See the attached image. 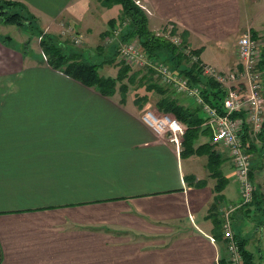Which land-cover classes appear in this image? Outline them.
<instances>
[{"label":"crops","instance_id":"0c3cea01","mask_svg":"<svg viewBox=\"0 0 264 264\" xmlns=\"http://www.w3.org/2000/svg\"><path fill=\"white\" fill-rule=\"evenodd\" d=\"M5 1L24 5L42 32L69 29L93 57L99 45L101 59L115 52L104 40L117 23H74L83 0ZM138 1L152 32L173 26L207 65L205 47L220 43L226 56L212 67L237 69L227 45L254 25L238 0ZM35 32L0 19V264H229L221 227L241 199L227 150L211 135L209 153L181 156L142 122L145 105H122L118 92L103 97L51 69ZM254 181L264 198V164ZM262 197L230 214L253 264H264Z\"/></svg>","mask_w":264,"mask_h":264},{"label":"built area","instance_id":"2783aa9c","mask_svg":"<svg viewBox=\"0 0 264 264\" xmlns=\"http://www.w3.org/2000/svg\"><path fill=\"white\" fill-rule=\"evenodd\" d=\"M134 2L145 11L146 8L138 0H134ZM172 28L173 26H168L166 32H158L157 35L163 36L177 48L189 65H197L203 77L211 79L218 85L224 93L221 101L223 114H219L215 108L203 101L201 92L204 90V86L202 84L191 86L189 78L184 77L178 71L172 72L169 66L163 62L149 57L142 50L137 38L131 41H122L120 39L122 27L113 28L104 41L109 46L115 45L118 62L138 70L150 71L154 80H158L165 86L168 85L177 94L194 98L196 103L201 106V112L206 118L205 124L213 131L214 143L228 151L227 157L233 166L238 184L241 201L236 207H228L224 213L222 240L225 244L227 262L242 264L239 244L231 228L230 214L239 207L251 204L255 192L254 183L249 178L252 155L247 152L248 145L243 144L242 136L246 134L249 143L257 144V136L263 129L264 91L261 85L262 74L258 69L263 43L261 40L252 39L250 33L241 36L236 43L237 69L222 73L216 68L202 63L194 50L185 45L178 36L171 35ZM69 33V29L63 27L60 34L68 36ZM40 40L39 37L38 42ZM70 40L76 46L83 43L79 37L74 35H70ZM141 120L156 136L166 137L177 151H181L186 127L178 120L168 115L156 114L152 110H146L141 116ZM211 242L214 243V240L211 239Z\"/></svg>","mask_w":264,"mask_h":264},{"label":"trees","instance_id":"16d2710c","mask_svg":"<svg viewBox=\"0 0 264 264\" xmlns=\"http://www.w3.org/2000/svg\"><path fill=\"white\" fill-rule=\"evenodd\" d=\"M99 3L103 8L108 9L116 5L121 7L122 17L119 18V23H125V32L122 31L120 37L122 41L126 42L132 38H137L141 44L142 50L149 57L163 62L169 66L171 70L178 71L184 77L189 78L191 84H202L204 86V90H202L201 96L203 97L205 103L215 108L219 114L224 113L221 104V100L224 97L223 91L214 81L203 77L200 74L197 65H189L188 61L168 40L154 36L152 31L149 29L147 15L135 4L134 0H99ZM31 17L32 16L27 12L24 5L17 2L0 0V19L3 22L11 25H23L29 29L33 28V30L38 32L31 33V35L41 38L39 42L40 49L46 57V62L51 69L61 72L63 75L76 81L85 88L95 90L103 97H112L118 92L120 101L123 104L125 103L126 96L130 89L135 97H139L137 92L140 89L144 92V96H141L139 100H135L134 104L137 106H144L150 96H158L159 98L155 102L156 110L162 114L173 115L186 127L182 138V149L180 151V155L187 157L191 155L204 154L201 151L203 146L196 149L195 144L197 137L200 135L199 132L201 126L206 122V118L203 116L201 117L198 110L192 111L190 108L181 105L178 98H174L172 95L167 94L166 91H164L152 80V74L150 71L147 70L143 72V70H133L121 62H116L117 53L115 46V52L107 59L100 58V56H102L100 53L104 50L100 45L97 46L96 52L100 60L98 63L86 61L84 57L85 53L87 52L89 55L91 54L86 49H81L82 51L72 52L69 54L66 51L63 52L65 47H68L67 50L71 48L70 46H66L67 44L65 43V40H62V38L54 34H44L39 28L37 29V27L33 26ZM113 21L114 20H112V23H109L110 28H112L115 24ZM171 33L173 34V30ZM161 53L163 54L161 55ZM164 53L168 54V57L165 56ZM194 53L198 55L199 51H194ZM93 55L94 54L90 56L93 58ZM103 67H108L109 69L115 68L116 73L109 77L101 76L99 74V70ZM258 69L264 73V48L262 50ZM242 141L244 145H248L247 152L252 155L249 178L254 183V173L257 170H261L264 164V139H262L260 133L257 136L258 144H253L248 142V137L244 134L242 136ZM203 145L205 146V149L208 147L210 148L207 143H203ZM208 156L210 157L208 164H211L210 168L212 169L215 164L213 159L216 155L213 151L211 155ZM218 179L219 183L217 186L220 191L223 188V183H225V181L223 178ZM258 190V187L256 188L255 186V192L253 194L254 199L259 198V196L260 198L262 197ZM263 199L264 198L262 197V200ZM217 200L218 198L216 201ZM212 209L213 208H211V210ZM236 239L238 241L243 259L242 264H253L251 254L245 250L244 242L238 237H236Z\"/></svg>","mask_w":264,"mask_h":264},{"label":"rangeland","instance_id":"374dc122","mask_svg":"<svg viewBox=\"0 0 264 264\" xmlns=\"http://www.w3.org/2000/svg\"><path fill=\"white\" fill-rule=\"evenodd\" d=\"M83 2H84L83 6H82V4H79L78 7L74 9L73 18L72 19L75 21L74 22L75 24H78V23L79 24L80 23H83V24L84 23L85 24H89V23L94 24L95 22H97V23L101 22L103 24L107 23V25H108L110 22L112 23V20H114L113 22L117 23V26H120V27H122L124 29L125 23L118 24L120 22L119 18L122 17L121 12L117 13L115 11V9H111L112 7L109 8V9L108 8H103L101 6V4H99L98 7H97V5L95 6V4H94V2H95L94 0H83ZM237 3H238L239 8L242 7V10H240V11L242 13L243 19H245V20L249 19L250 21L254 22L253 28L250 31V36L253 37L252 39H261V41L263 43V47H262V50H263V48H264V0H254V2H252V0H238ZM114 7H118L119 8L120 6H114ZM213 10H214V7H213ZM144 12H145V14L147 16L151 15V12L147 8L145 9ZM212 12L214 13V11H212ZM19 26L23 27V25H19ZM109 26H110V24L108 25V30H109ZM72 32H75V31H72ZM158 32H161V31L154 30L152 33L154 34L155 37L164 39L163 36L157 35ZM54 35H56V34H54ZM60 36H61L62 40H65V43L67 44L66 46H70L71 47V48H69V50H67L68 47L67 48L65 47L63 49V52L66 51L69 54V53H72V52L82 51L81 50V49H83L82 46L81 45L80 46L74 45L72 40H70L69 36H62L61 34H60ZM80 37H82V36H80ZM33 38H34L33 41L36 42V38L37 37L33 36ZM234 41H235L234 39L231 40L230 41L231 44L227 45V47H231L228 50L232 54L234 53L235 46H236V44H235L236 42H234ZM209 43L212 45V43L210 41H209ZM16 44H18V43L14 42V41L11 42V45L16 46ZM216 46H218V47H216ZM210 47L211 46L210 45L208 46V44H207V47H205V49H204V53H202V59L204 61L210 62V64H211L210 66H212V65L213 66L214 65L217 66V63L219 61H221L222 59H224L226 55H224V52L222 50L223 47H221L220 43H214L213 44V48H210ZM176 50H177V48H176ZM162 54L163 53H161V55ZM164 55L168 57V54L164 53ZM198 55H200V53ZM84 57H85L86 61H89V62L91 61L93 63H98L100 61L99 60V56L92 58L87 52L85 53ZM199 60H200V57H199ZM202 63H204V62H202ZM131 69L138 70V69H135V68H131ZM144 71H147V70H143V72ZM174 71L175 70H172V72H174ZM220 72L223 73V72H226V71H220ZM115 73H116V71L114 69H109L108 67H103L102 69L99 70V74L101 76H104V77H109V76H111V75H113ZM152 80L156 84H158V86H160L164 91H166L167 94L172 95L174 98H178L179 102L181 101V98H180L182 96L181 94H177L175 91L171 90L168 85L165 86L163 84H160L159 81L158 80H154L153 77H152ZM197 85L198 84H191V86H197ZM261 85H262V89L264 91V76L262 78ZM130 91H131V89L128 91L129 94H127V96H126V99H125L126 103L125 104L122 103V105L128 106L129 105V100H132V102H135L136 99L139 100V98L141 96H144V92H142L141 89L137 92V94H139V97H135L134 94H132V96H131ZM178 95H180V96L178 97ZM118 97L120 98V96H118ZM147 97H148V95H147ZM158 98L159 97L156 96V95L150 96V98L148 99L147 103L145 104V106L148 108L147 110H152L156 114L168 115V116H170L172 118H175L171 114H162V113H160V112H158L156 110L155 102L157 101ZM182 98H187V97L182 96ZM202 99H203V97H202ZM113 100H116V98H114ZM187 106H188L187 108H190L192 111L198 110L199 115L201 117L203 116L202 112H201V106H199L196 103L194 98H191V97L188 98ZM199 134L200 135L197 137L196 144H195L196 149H199V147L203 146V148H201V151L203 153H209L208 149H210V148L208 147L207 149H205V146L203 145V143L204 142L208 143L209 140H211V135H213L212 129L210 127H207V128L206 127H204V128L201 127ZM261 137H262V139H264V129H262ZM257 144H258V141H257ZM197 156H200V155H197ZM206 167L210 168L211 164H208ZM192 180H194V178H192ZM255 181H254L255 183L259 182L258 180H255ZM195 186L198 187L200 185H195Z\"/></svg>","mask_w":264,"mask_h":264},{"label":"bare ground","instance_id":"6f19581e","mask_svg":"<svg viewBox=\"0 0 264 264\" xmlns=\"http://www.w3.org/2000/svg\"><path fill=\"white\" fill-rule=\"evenodd\" d=\"M167 27H168V26H167ZM172 29H173V28H172ZM166 31H167V28H166ZM166 31H165V32H166ZM171 31H172V30H171ZM161 32H164V31H163V30H161ZM171 35H173V34L171 33ZM174 35H175V34H174ZM176 36H177V35H176Z\"/></svg>","mask_w":264,"mask_h":264},{"label":"water","instance_id":"95a60500","mask_svg":"<svg viewBox=\"0 0 264 264\" xmlns=\"http://www.w3.org/2000/svg\"><path fill=\"white\" fill-rule=\"evenodd\" d=\"M262 128L264 129V123H263V126H262Z\"/></svg>","mask_w":264,"mask_h":264}]
</instances>
